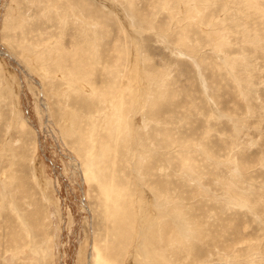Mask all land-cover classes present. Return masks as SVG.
I'll use <instances>...</instances> for the list:
<instances>
[{
    "label": "rangeland",
    "instance_id": "1",
    "mask_svg": "<svg viewBox=\"0 0 264 264\" xmlns=\"http://www.w3.org/2000/svg\"><path fill=\"white\" fill-rule=\"evenodd\" d=\"M106 2L0 0V264H264V0Z\"/></svg>",
    "mask_w": 264,
    "mask_h": 264
},
{
    "label": "bare ground",
    "instance_id": "2",
    "mask_svg": "<svg viewBox=\"0 0 264 264\" xmlns=\"http://www.w3.org/2000/svg\"><path fill=\"white\" fill-rule=\"evenodd\" d=\"M105 2H106V0H104ZM107 3V2H106ZM110 4V3H109ZM107 6V5H106ZM109 6H112V5H109ZM109 8V7H108ZM111 9V8H110ZM79 20V19H78ZM24 21V20H23ZM62 22V21H61ZM72 22V21H71ZM74 22V21H73ZM79 22H81V21H79ZM64 23V22H63ZM81 24V23H80ZM80 26V28L79 29H81L82 27H81V25H79ZM83 26V25H82ZM34 28H35V26H33ZM33 28V29H34ZM33 29H30V31H29V33L31 34V33H33L34 31H36L35 29H34V31H33ZM38 29H40V28H38ZM42 30H44V29H42ZM63 30V29H62ZM75 31V30H74ZM39 32V31H38ZM46 32V31H45ZM51 34V33H50ZM37 35H38V37H41V39L42 40H46V39H48L49 40V38L51 39L52 38V35L50 36V35H45L44 33H42L41 31L39 32V33H37ZM37 35H36V37H37ZM54 36V35H53ZM86 40V39H85ZM38 41V40H37ZM56 42V41H55ZM38 45H41V43L40 44H38ZM92 45V44H91ZM54 48V47H53ZM91 48V47H90ZM93 48V47H92ZM95 49V48H94ZM64 50V49H63ZM77 50H78V47H75V46H73L72 47V51H68V52H70L71 53V57H70V62H73V63H75V56H76V53H77ZM66 51V50H65ZM93 51V50H92ZM51 52V51H50ZM0 53L1 54H3L6 58H9V59H11V57H10V55H8V54H6V53H3V52H1L0 51ZM50 54V53H49ZM94 55V54H93ZM67 56V55H66ZM56 57V56H55ZM69 57V56H68ZM68 57H66V60L68 59ZM72 59V60H71ZM12 61V60H11ZM59 61H61V59L59 58ZM69 61V59L67 60V61H65V62H68ZM96 63V62H95ZM60 64V63H59ZM79 70V69H78ZM79 72V73H78ZM74 75H75V72L73 71L72 72ZM69 74V73H68ZM46 75H48L47 74V72H46ZM77 75L80 77V80L78 81V79L77 78H75L74 77V81H75V83H77L78 82V84H75V85H77V87L74 85V86H71V87H69L70 88V91L69 92H67V94H63L64 92H63V88H61V98H63L65 101H68V103H69V105H71V106H73V105H83L84 103H87L86 101H87V99L89 98V97H91L92 96V98L93 99H97L98 98V94H95V93H93V91L92 90H90V88H88L87 86L86 87H84V84L85 83H87L88 81H91L90 80V78L88 77V76H86V75H83V74H81L80 73V71H77ZM51 78V77H50ZM71 78H73L72 76H71ZM60 79V78H59ZM63 80H64V78H62ZM62 79H60V80H62ZM57 80V79H56ZM60 80H59V82H60ZM62 80V81H63ZM71 81H72V79H71ZM115 82H116V87H117V84H118V80H116V78H115ZM51 83V82H50ZM53 83V82H52ZM68 83V82H67ZM72 83V82H71ZM57 84H58V81H57ZM68 85H71V84H68ZM61 85L60 84H58V88L60 87ZM51 87H52V84H51ZM54 87V86H53ZM62 87V86H61ZM64 87V86H63ZM65 88V87H64ZM69 88H68V90H69ZM57 90H60V89H57ZM85 91L86 92H88V94H85ZM94 91L95 92H99L100 91V87H98V85L97 86H95L94 85ZM114 93L116 92V90L115 91H113ZM46 93V92H45ZM71 94H73V96H71ZM55 95V94H54ZM53 95V96H54ZM52 96V95H51ZM56 98H58V97H56ZM77 98H80V99H82L83 101H77ZM67 99V100H66ZM92 99V100H93ZM55 102V101H54ZM92 102V104L94 105V103L95 104H97V108L100 106L101 107V104H102V102H100V101H97V100H95V102H93V101H91ZM55 105L57 106V109H58V112H61L62 110H63V107H62V100L60 99V100H57L56 101V103H55ZM86 105H90V104H86ZM53 106V105H52ZM86 107V108H81V110L80 111H77V110H75V112H72V113H70L69 115H67V117L68 116H72L73 118H67L66 117V119H70V123H67V127H68V130H66V134H68V135H70V137L71 136H73V134H77L78 135V137H76L75 136V142H78V144L80 145V146H83L82 148H84V150L86 151V155H85V160L83 161V162H86V161H89L90 159H92L93 157H96V156H99L96 152L97 151H101L102 152V149L104 148V151H105V155H107V156H109V157H111L112 159H114V160H116L117 159V157H118V153H120V149H119V147L120 146H124V147H126V150L128 149V138L126 137V134H125V130H124V133L122 134V136H121V128H122V123H123V116H122V114H121V112H120V114L119 115H117L116 117H117V119L115 120L114 118L112 119L113 120V124H112V129H110V134H112L113 135V137H112V144L110 145V146H106V145H102L99 141V144L97 145V144H95V146H96V150L95 151H92V153H91V150H92V146H93V139L95 138L94 136H95V134H96V132H95V134H90V132H94L97 128H98V126H99V124H100V121L99 120H97V117L99 116V119L100 120H102V121H105L106 120V118H105V115L104 114H98V113H94V112H91V108H92V106L90 105L89 107ZM50 107V106H49ZM118 111V110H117ZM51 112H52V114H54L55 113V109H54V107L51 109ZM110 113V112H109ZM109 113H107V114H109ZM112 113V112H111ZM82 114L83 115H85L84 117L82 116ZM106 114V113H105ZM106 114V115H107ZM112 115H113V113H112ZM110 116V115H109ZM86 117V118H85ZM115 117V118H116ZM86 120H85V119ZM110 118V117H109ZM111 119V118H110ZM111 121V120H110ZM124 121H125V118H124ZM79 124L82 126V128H79ZM21 128H23L24 130H22L21 132H23L24 134H27L26 133V128H24L23 127V125H21L20 126ZM94 137V138H93ZM23 140V139H22ZM99 140V139H98ZM96 142V141H95ZM73 143V142H72ZM131 145V144H130ZM89 148V151H87V149ZM98 149V150H97ZM96 154V155H95ZM99 154H101V153H99ZM85 167H86V165L85 164H82V166H81V171H82V173H84L85 174V179H88V176L86 175V170H85ZM96 179H98V177L96 176L95 178H94V181H96ZM110 182H112V179H111V181ZM110 187H112V184L111 185H109L108 184V189H110ZM113 188V187H112ZM102 263V262H101ZM99 264V263H98ZM102 264H106V262H103Z\"/></svg>",
    "mask_w": 264,
    "mask_h": 264
}]
</instances>
